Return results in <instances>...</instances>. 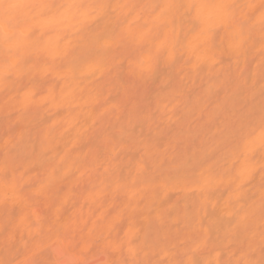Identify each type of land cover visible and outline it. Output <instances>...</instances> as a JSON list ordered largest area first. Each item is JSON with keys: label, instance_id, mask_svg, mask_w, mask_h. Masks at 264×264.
Masks as SVG:
<instances>
[{"label": "bare ground", "instance_id": "6f19581e", "mask_svg": "<svg viewBox=\"0 0 264 264\" xmlns=\"http://www.w3.org/2000/svg\"><path fill=\"white\" fill-rule=\"evenodd\" d=\"M264 264V0H0V264Z\"/></svg>", "mask_w": 264, "mask_h": 264}, {"label": "rangeland", "instance_id": "374dc122", "mask_svg": "<svg viewBox=\"0 0 264 264\" xmlns=\"http://www.w3.org/2000/svg\"><path fill=\"white\" fill-rule=\"evenodd\" d=\"M26 258L22 257L21 255H16L13 259L9 260L6 264H22Z\"/></svg>", "mask_w": 264, "mask_h": 264}]
</instances>
